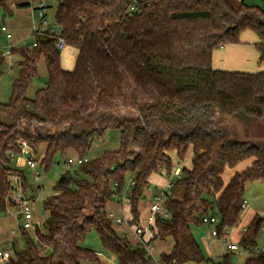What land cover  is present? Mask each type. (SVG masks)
<instances>
[{
	"label": "trees",
	"instance_id": "trees-1",
	"mask_svg": "<svg viewBox=\"0 0 264 264\" xmlns=\"http://www.w3.org/2000/svg\"><path fill=\"white\" fill-rule=\"evenodd\" d=\"M11 0H0V27L12 16ZM131 0H58L54 22L63 27L66 45L76 49L74 66L65 69L48 31L34 33L32 48H15L19 71L7 103L0 102V212L5 213L9 176H20L10 153L25 139L32 153L44 144L41 163L47 170L56 156L73 151L85 157L91 144L108 128L119 131V145L61 174L55 194L44 200L47 217L32 234L21 230L10 264H82L99 262L94 250L81 246L95 230L116 264H148L145 248L118 235L105 212L106 203L121 202L125 192L133 221L137 202L150 187L153 173H171L175 151L183 160L189 149L191 167L180 169L165 206L169 218H155L157 236L171 237L163 264L204 263L208 258L195 240L191 225L202 216L218 217V229L238 223L247 183L264 180V142H245L239 129L264 120V71L215 69L212 51L239 42L242 31L256 33L259 60L264 61V8L244 0H143L127 21L118 17ZM3 36L0 31V42ZM44 57L47 81L33 98L27 89ZM4 58L0 52V77ZM121 107L135 114H120ZM69 127V128H67ZM245 136V135H244ZM264 137V135H260ZM247 137V136H245ZM250 159L251 164L225 179V171ZM128 180H125L126 175ZM132 181V184H128ZM179 190V191H177ZM264 218L255 215L239 245L248 251L241 264H264L254 254ZM220 264H234L229 254Z\"/></svg>",
	"mask_w": 264,
	"mask_h": 264
},
{
	"label": "rangeland",
	"instance_id": "rangeland-1",
	"mask_svg": "<svg viewBox=\"0 0 264 264\" xmlns=\"http://www.w3.org/2000/svg\"><path fill=\"white\" fill-rule=\"evenodd\" d=\"M41 1L48 6V9L43 17L44 19L47 20V23L43 26L41 25L42 24L41 18L38 16L36 9L38 5V0H12L11 2H9V6L12 9V16H6L4 20V24L5 25L7 24L8 27L10 25L9 28L11 30V33L14 34V38L18 40L23 39L22 40L23 42H21L20 44L21 46L31 45V43L34 41V35L33 33H31L33 24L36 27V29H44L45 31H47L49 28L54 27V14L57 9L58 0H41ZM245 1L249 5H258L264 8V0H245ZM7 44H8L7 40L2 38L0 42V52L7 49ZM75 56H76L75 47L71 45H66L63 50L59 51L60 65L65 69H72L74 66ZM20 59H21V55L18 52H13L4 59V63L2 64L1 67V71L3 72V75L0 77V102L2 103H7L10 98L12 82L18 75V71H19L18 61ZM262 63L264 62H261V64ZM46 81H47V69H46L44 57L40 56L37 61V76L31 80L28 86L27 97L33 98L35 92L46 85ZM119 113L126 115H133L135 114V110L129 107L128 108L121 107ZM242 130L244 132V135L247 137L248 136L261 137L260 135H264V120H262L261 122L258 121L252 122L248 126L245 125L243 126ZM118 145H119V131L117 129L108 128L104 131V134L102 135L101 138L95 140L91 144V147L87 151L86 157L88 159H95L99 157L106 150L117 149ZM43 150H44V144H40L38 146L37 153H30L32 159L36 162V166L34 168H29L28 166L19 163V161L22 160L21 157H15L11 161L12 166L21 169L24 173V176L27 181V188L25 191L26 196L28 197L33 196L36 198V202L33 205V211H34L33 214L40 221H44L48 215L47 211L44 210L43 208V202L45 199L50 198L55 194L53 186L55 182L58 180L59 176L68 170L71 172L76 168V166L74 165H70V166L66 165V161L68 158L76 157L75 153L70 150L62 157L56 156L50 167L47 170H45L44 165L41 163ZM191 155H193L192 151H191ZM188 158L189 155L186 154L183 160H179V161L176 159L173 160V167L171 169L170 174H166L164 172L163 174L159 175V173H155L151 177L150 187L153 186L154 189L147 188L144 190L143 196L137 202L138 217L137 220L135 221L132 220L133 223L140 226L145 225L146 218L149 214V205L153 201V194L165 190L164 189L165 187L162 186L170 178H174L175 180V177L172 175V171L174 167L177 164L180 166L187 164L189 161ZM242 163L238 164L237 166L238 168L228 169L225 175L229 173V170L240 169L239 167L242 166ZM35 172L39 174L38 180L36 182L33 179V174ZM128 178L129 175L127 174L125 180L127 181ZM257 190L262 191L260 187V182H254L253 184H248L247 188L245 189L244 198L246 199L247 204L246 207L241 212V216L239 219L240 225L243 224V222H245L249 216L250 202H252V204L255 205L256 203L259 202V200H257L258 198L256 197ZM168 192L174 194L175 196L180 195V192H173V193L171 191ZM250 198L252 200H250ZM116 204H118V201L113 199L111 200V204L109 203L107 206L109 207L114 205L113 207L117 208ZM124 205L125 206L129 205L128 200L124 201ZM2 214H8V212L5 213L0 212V218L3 216ZM17 223H18L17 220L13 221L6 219V221L4 222L0 220V230L5 231L4 236H9L10 230L16 227ZM191 232L206 257L208 258L211 257L215 260H218L221 259L222 255L226 254L225 246L222 243V237L212 236L207 226L191 225ZM222 236L223 237L225 236V238L230 239L229 235L222 234ZM19 238L21 239V237ZM152 241H153L152 245L154 248L152 251V257H150V259L148 260V264H158L161 254L162 253L168 254L171 251L172 238L166 237L163 239H157L155 241L154 240ZM15 243L18 246H20L19 243L23 244L22 239L20 242L15 241ZM262 243H264V240L258 238V245L262 246ZM81 246L88 247L93 249L94 251L100 252V256H98L100 264H116L115 256L110 251H107L106 249L103 248L95 230L91 229L86 234L84 241L81 242ZM239 250L240 253H238ZM7 252L10 254V256H13L12 248H9ZM248 255L249 254L247 252L242 251L240 247L238 248L237 251H233L229 253L230 259L234 264H241ZM82 264H86V263L83 262ZM89 264H98V263L89 262Z\"/></svg>",
	"mask_w": 264,
	"mask_h": 264
},
{
	"label": "built area",
	"instance_id": "built-area-1",
	"mask_svg": "<svg viewBox=\"0 0 264 264\" xmlns=\"http://www.w3.org/2000/svg\"><path fill=\"white\" fill-rule=\"evenodd\" d=\"M143 0H131L129 5H127L124 9V11L119 15L118 21L123 22L127 21L130 18L134 17L138 12V4L142 2ZM37 9V14L41 18L42 26L47 23V20L44 19V14L46 13L48 6L45 5L41 0H38V5L36 7ZM63 30V27L56 24L54 22V27L49 28L47 31L49 34L53 35L56 37L55 40V48L58 51H61L64 49L66 46L65 40L61 35V32ZM1 34L4 36L6 40H10L12 38V34L9 32L7 26L5 24L1 25L0 27ZM45 31L44 29H36L34 26L32 28V33H39ZM35 45V41L31 44V48ZM14 47L12 44L7 45V49L4 51H1V56L5 59L7 56L11 54V49ZM18 148L19 152L17 153H10L9 158L13 160L15 157H21L22 159V164L28 166L29 168H34L36 166V162L32 159L30 153L31 148L29 147L27 141L25 139H20L18 141ZM88 161V158L85 157H75V158H68L66 161V165H74L78 166L81 165L82 163H85ZM172 175L175 177V179H180L182 177L180 169H176L173 171ZM38 173L33 174V179L36 182L38 180ZM174 183V178H170L165 186V190L153 194V201L149 205V214L146 218V223L143 226L134 224L133 229H132V234L135 236V240L133 243L135 246H142L145 248L146 251V256L148 259L152 257V251H153V245L151 241L155 236H157V230L155 228V218L156 216H159L162 220L169 218V211L165 206V201L169 197V190L171 187H173ZM9 184H10V191L7 197L8 200V207L6 208L5 212H8V214H14L15 217L17 218V226L11 230V234L13 236H21V230H26L27 232L33 231L37 226L40 227L39 223L35 222L33 218V205L36 202V198L32 196H26V192L23 190V185L22 181L19 175L17 174H10L9 176ZM128 184H132V181H129ZM126 192V191H125ZM125 192L123 196L121 197L122 201L127 200L125 196ZM121 201V202H122ZM246 207V200L243 199L242 204H241V209L243 210ZM218 217L215 215H204L202 216V223L203 225L207 226L208 229L210 230V233L212 236L215 237H222V243L225 246L226 254H229L233 251H237L238 248L240 247L242 251L247 252L248 251L241 247L239 245V241H233L230 239L223 237L222 234L228 235L230 228L232 227H227L223 226L221 229V232H219L218 229ZM113 222V221H112ZM115 222L118 224L121 223H127V221L124 218H117L115 219ZM236 224V223H235ZM234 224V225H235ZM151 228L154 229V233L152 234L151 239L146 240L144 238L145 232L147 230H150ZM262 230H264V227H261ZM246 232V226L242 228V233L244 234ZM123 237L127 238L129 241L130 235L127 233L123 234ZM240 253V250L239 252ZM256 253L258 254H264V248L262 249H257ZM94 254L97 256H100V252L94 251ZM10 254L5 251L0 249V264H10L9 261ZM220 260H215L211 258L210 260L204 262V263H193V264H220Z\"/></svg>",
	"mask_w": 264,
	"mask_h": 264
},
{
	"label": "crops",
	"instance_id": "crops-1",
	"mask_svg": "<svg viewBox=\"0 0 264 264\" xmlns=\"http://www.w3.org/2000/svg\"><path fill=\"white\" fill-rule=\"evenodd\" d=\"M244 2L246 3L245 0H244ZM6 26H7V24H6ZM9 27H10V25H9ZM9 27L7 26L9 32L11 33V30H10ZM33 27H34V24H33ZM31 33H32V31H31ZM11 34H12V38L9 41L7 40L8 44L14 45V47L17 48V49L18 48H31L30 47L31 45H25V46L22 45L21 46L20 44H21V42H23L22 41L23 39H21V40L19 39L18 40L16 38H14V34L13 33H11ZM3 38H4V36H3ZM257 42H258V37H257L255 32H253V31H251L249 29H246V30L242 31L240 33V35H239V42L238 43L226 44V45L221 46L219 48H216V49H214L212 51V55H211V65H212V67L215 68V69L226 70V71H243V72L264 71V63L261 64V62H264V61H260L259 60V51L257 50V48L255 46V44ZM187 155H189L188 163L184 164L183 166H180V165L177 164L174 167L173 171L176 170V169H181L182 167H186V168H190L191 167V160H192L193 155H191L190 149L187 152ZM170 156L172 157L173 160L176 159V160L179 161V159L176 156L175 151L170 152ZM243 162H245V163L241 162L242 166L239 167L240 168V169H238L239 171L236 170V169L229 170V173L227 175H224L225 179L230 178L235 172H240V171L244 170L245 168L249 167L250 164H251V160L250 159H247V160H245ZM19 163L22 164V160H20ZM235 168H238V167H235ZM173 171H172V173H173ZM227 171H228V169L225 171V173ZM163 173L164 172L162 171L161 173H159V175H161ZM154 174L155 173L151 174L148 177L149 183H150L151 177ZM167 182L168 181H166L162 187H165ZM254 182H260V187H261L262 191L257 190V194H256V197L258 198L257 200H259V202L256 203V205L252 204V202H250V204H249L250 205L249 206V208H250L249 212L250 213H249V216H248L247 220L245 222H243V224H241V225H240V221H238V223H236L235 225H233L230 228V231L228 233V235L230 236L229 237L230 240L238 242L240 240V238L242 237V235H243L242 228L244 226H246L249 223V221L255 215H259L260 217L264 218V180H258V181H253V182L247 183L246 186H245V189L247 188L248 184H253ZM149 188L152 189L153 186H151ZM244 195H245V192H244ZM250 200H252V199L250 198ZM109 203L111 204V201H109L106 204V206ZM246 204H247V201H246ZM106 206H105V212H106L107 216L112 219V221H113L112 225H113V228L115 229V231L117 232V234H119L120 236H123L124 233L129 234L130 235L129 242L133 243L134 240H135V236L131 232H132V229H133V226H134L135 223L132 222L133 216H132V214L130 212V205L125 206L124 205V201L118 202V204H116V207L118 208V210H117V208L113 207L114 205L109 206V207L107 206V208H106ZM33 213H34V211H33ZM2 215L3 216L0 218V220L3 221V222L6 221V219L13 220V221L17 220V218L15 217L14 214H2ZM33 218H34L35 222H37V224L39 223V225H42L43 221L38 220L35 217L34 214H33ZM117 218H124L127 221V223L118 224V223L115 222V219H117ZM261 227H264V222H262ZM14 228H12V229H14ZM11 230H10V235L9 236H4V232L5 231L4 230L3 231L0 230V249L7 251L9 248H11V244H12L13 241H17V242L21 241V239L19 238L21 236H13L11 234ZM33 231L31 230L29 232L31 233ZM153 233H154V229L153 228H151L150 230H147L145 232L144 238L146 240L151 239ZM258 238H261L262 240H264V230H262L261 228H260V230L258 232V235H257V238H256L257 244H258ZM158 239H161V238H158ZM152 242L153 241H151V243ZM19 245L22 246L21 243H19ZM172 245H173V240H172ZM262 248H264V243H262V246L258 245V247H257V249H262ZM209 258H211V257H209ZM99 262H97V263L100 264ZM86 264H89V262L88 263L86 262ZM158 264H163L161 262V258L159 259ZM184 264H193V263L192 262H187V263H184Z\"/></svg>",
	"mask_w": 264,
	"mask_h": 264
},
{
	"label": "water",
	"instance_id": "water-1",
	"mask_svg": "<svg viewBox=\"0 0 264 264\" xmlns=\"http://www.w3.org/2000/svg\"><path fill=\"white\" fill-rule=\"evenodd\" d=\"M0 123L3 124L4 126H10V127L14 125L13 119L9 116H6V115L0 116ZM233 125L238 127L239 133H240V138L243 141H245V142H248V141L264 142V137H262V136L261 137H257V136L245 137L244 132L242 130V127H241L240 123H238L237 121L233 120ZM67 128H69V127H67Z\"/></svg>",
	"mask_w": 264,
	"mask_h": 264
}]
</instances>
